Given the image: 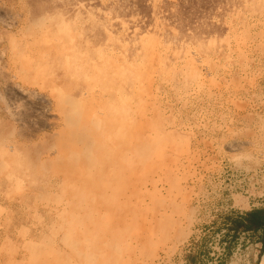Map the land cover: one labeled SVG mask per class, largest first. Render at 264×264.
Returning a JSON list of instances; mask_svg holds the SVG:
<instances>
[{
	"label": "rangeland",
	"instance_id": "obj_1",
	"mask_svg": "<svg viewBox=\"0 0 264 264\" xmlns=\"http://www.w3.org/2000/svg\"><path fill=\"white\" fill-rule=\"evenodd\" d=\"M262 18L264 0H0V264H264V229L228 220L264 208Z\"/></svg>",
	"mask_w": 264,
	"mask_h": 264
},
{
	"label": "bare ground",
	"instance_id": "obj_2",
	"mask_svg": "<svg viewBox=\"0 0 264 264\" xmlns=\"http://www.w3.org/2000/svg\"><path fill=\"white\" fill-rule=\"evenodd\" d=\"M6 1H7V0H6ZM105 1H107V0H105ZM262 1H263V0H262ZM99 2H100V1H99ZM9 3H10V2H9ZM117 3H118V2H117ZM151 4H152V3H151ZM262 4H263V2H262ZM18 5H19V4H18ZM252 6H253V5H252ZM110 7H111V6H110ZM117 7H119V5H117ZM233 7H234V6H233ZM261 7H262V6H261ZM171 8H172V7H171ZM98 9H99V8H98ZM238 9H239V8H238ZM238 9H237V10H238ZM262 9H263V8H262ZM78 10H79V9H78ZM120 10H121V9H120ZM79 12H80V11H79ZM104 12H106V11H104ZM107 12L110 13L108 10H107ZM232 12H233V11H232ZM246 12H247V11H246ZM248 12H249V11H248ZM248 12H247V13H248ZM108 13H107V16H108ZM131 15H132V14H131ZM236 15H237V14H236ZM77 16H79V15H77ZM232 16H233V15H232ZM262 16H263V15H262ZM97 17H98V16H97ZM116 18H117V17H116ZM130 18H131V17H130ZM252 18H253V16H252ZM258 18H259V17H258ZM103 19H104V18H103ZM131 19H132V18H131ZM238 19H239V18H238ZM262 19H263V18H262ZM113 20H114V19H113ZM163 20H164V19H163ZM228 20H229V19H228ZM243 20H244V19H243ZM245 20H246V19H245ZM263 20H264V19H263ZM63 21H64V20H63ZM100 21H101V20H100ZM157 21H158V20H157ZM247 21H248V20H247ZM256 21H257V20H256ZM259 21H260V20H259ZM45 22H46V21H45ZM61 22H62V21H61ZM71 22H72V21H71ZM167 22H168V21H167ZM228 22H229V21H228ZM257 22H258V21H257ZM260 22L262 23V21H260ZM55 23H56V22H55ZM263 23H264V22H263ZM37 24H39V23H37ZM78 24H79V23H78ZM123 24L126 25L125 23H123ZM247 24L249 25L248 22H247ZM10 25H11V24H10ZM43 25H44V24H43ZM58 25H60V24H58ZM124 25H123V27H124ZM161 25H162V24H161ZM163 25H164V24H163ZM253 25H254V24H253ZM263 25H264V24H263ZM40 26H41V25H40ZM40 26H39V27H40ZM240 26H242L241 23H240ZM246 26H247V25H246ZM251 26H252V25H251ZM51 27H52V26H51ZM53 27H54V25H53ZM56 27H57V26H56ZM148 27H149V26H148ZM236 27H237V26H236ZM243 27H244V25H243ZM243 27H242V29H243ZM49 28H50V27H49ZM65 28H66V26H65ZM172 28H173V27H172ZM237 28H238V27H237ZM247 28H248V27H247ZM44 29H45V28H44ZM105 29H106V28H105ZM136 29H137V28H136ZM175 29H176V28H175ZM235 29H236V28H235ZM240 29H241V27H240ZM248 29H249V28H248ZM248 29H247V30H248ZM61 30H62V29H61ZM61 30H58V31H61ZM64 30H65V29H64ZM64 30H63V31H64ZM173 30H174V29H173ZM68 31H69V30H68ZM76 31H77V30H76ZM239 31H240V30H239ZM243 31L245 32V29H244ZM28 32H29V31H28ZM64 32H65V31H64ZM148 32H149V31H148ZM241 32H242V31H241ZM241 32H240V33H241ZM244 32H243V33H244ZM249 32H250V31H249ZM29 33H30V32H29ZM66 33H67V32H65V34H66ZM109 33H110V31H109ZM144 33H145V32H144ZM152 33H153V32H152ZM263 33H264V32H263ZM31 34H32V33H31ZM68 34H69V33H68ZM68 34H67V35H68ZM153 34H154V33H153ZM258 34H259V33H258ZM33 35H34V34H33ZM111 35H112V34H111ZM154 35H158V33H157V34H154ZM228 35H229V34H228ZM230 35H231V34H230ZM139 36H141V35H139ZM69 37H70V36H69ZM233 37H234V36H233ZM245 37H246V36H245ZM256 37H257V35H256ZM31 38H32V37H31ZM49 38H51V37H49ZM70 38H71V37H70ZM142 38H143V37H142ZM184 38H185V37H184ZM209 38H210V37H209ZM236 38H238V36H237ZM239 38H240V37H239ZM239 38H238V39H239ZM33 39H34V38H33ZM33 39H31V40H33ZM73 39H74V38H73ZM160 39H161V38H160ZM219 39H220V38H219ZM221 39H222V38H221ZM227 39H228V36H227ZM242 39H243V38H242ZM57 40H58V38H57ZM139 40H140V39H139ZM147 40H148V39H146V41H147ZM215 40H216V39H215ZM222 40H224V39H222ZM36 41H37V40H36ZM189 41H190V40H189ZM225 41H226V40H225ZM11 42H12V41H11ZM46 42H48V41H46ZM54 42H55V41H54ZM57 42H58V41H57ZM59 42H60V41H59ZM159 42H160V40H159ZM168 42H169V41H168ZM168 42H167V43H168ZM181 42H182V41H181ZM219 42H221V41H219ZM227 42H228V41H227ZM253 42H254V41H253ZM162 43H163V42H162ZM167 43H166V44H167ZM170 43H171V42H170ZM184 43H185V42H184ZM235 43H236V42H235ZM235 43H234V44H235ZM238 43H239V42H238ZM141 44H142V43H141ZM203 44H204V43H203ZM214 44H216V43H214ZM34 45H35V44H34ZM38 45H39V44H38ZM156 45H157V44H156ZM201 45H202V44H201ZM212 45H213V44H212ZM229 45H230V44H229ZM240 45H241V44H240ZM240 45H239V46H240ZM255 45H256V44H255ZM141 46H143V45H141ZM158 46H159V45H158ZM171 46H172V45H171ZM195 46H197V43H196ZM209 46H210V45H209ZM146 47H147V45H146ZM146 47H145V48H146ZM163 47H164V46H163ZM165 47H166V46H165ZM236 47H237V46H236ZM240 47H241V46H240ZM141 48H143V47H141ZM201 48H202V47H201ZM219 48H220V47H219ZM234 48H235V47H234ZM158 49H159V48H158ZM176 49H177V48H176ZM178 49H179V48H178ZM185 49H186V48H185ZM191 49H192V48H191ZM199 49H200V48H199ZM207 49H208V48H207ZM232 49H233V48H232ZM110 50H111V49H110ZM139 50H140V49H139ZM148 50H149V54H151L152 56H155V57H156V50H155V47H154V46H150V49H149V47H148ZM164 50H165V49H164ZM170 50H171V49H170ZM195 50H197V48H196ZM238 51H239V50H238ZM257 51H258V50H257ZM159 52H160V51H159ZM184 52H185V51H184ZM191 52H192V51H191ZM195 52H196V51H195ZM200 52H201V51H200ZM200 52H198V54H199ZM225 52H226V51H225ZM234 52H235V51H234ZM240 52H241V51H240ZM144 53H146V52H144ZM172 53H173V51H172ZM180 53H181V51H180ZM204 53H205V52H204ZM28 54H29V53H28ZM110 54H112V53H110ZM118 54H120V53H118ZM184 54H185V53H184ZM195 54H196V53H195ZM206 54H207V53H206ZM1 55H2V54H1ZM166 55H167V52H166ZM177 55H178V54H177ZM238 55H239V54H238ZM23 56H24V54H23ZM145 56H146V55H145ZM145 56H142V57H145ZM184 56H185V55H184ZM194 56H195V55H194ZM199 56H200V55H199ZM206 56H208V55H206ZM214 56H215V55H214ZM217 56H218V55H217ZM229 56H230V54H229ZM232 56H233V55H232ZM236 56H237V55H236ZM27 57H28V56H27ZM200 57H201V56H200ZM210 57H211V56H210ZM230 57H231V56H230ZM28 58H29V57H28ZM30 58H31V57H30ZM175 58H176V56H175ZM196 58H197V57H196ZM198 58H199V57H198ZM25 59H26V58H25ZM140 59H141V58H140ZM142 59H143V58H142ZM162 59H165V58L162 57ZM162 59H161V61H162ZM167 59H168V58H167ZM180 59H181V58H180ZM202 59H203V57H202ZM211 59H212V57H211ZM26 60H27V59H26ZM113 60L115 61V59H113ZM153 60H154V59H153ZM189 60H190V59H189ZM197 60H198V59H197ZM226 60H227V59H226ZM241 60H242V59H241ZM28 61H29V60H28ZM66 61H67V60H66ZM177 61H178V60H177ZM177 61H176V62H177ZM187 61H188V60H187ZM192 61H193V60H192ZM219 61H220V60H219ZM137 62L139 63V61H137ZM162 62H163V61H162ZM173 62H175V60H174ZM185 62H186V60H185ZM197 62H198V61H197ZM199 62H200V61H199ZM201 62H202V61H201ZM201 62H200V63H201ZM214 62H215V61H214ZM214 62H211V63H214ZM223 62H224V61H223ZM234 62H235V61H234ZM236 62H237V61H236ZM118 63H119V62H118ZM143 63H144V62H143ZM187 63H188V62H187ZM241 63H242V62H241ZM116 64H117V62H116ZM154 64H156V63H154ZM174 64H175V63H174ZM177 64H178V63H177ZM179 64H180V63H179ZM184 64H185V63H184ZM188 64H189V63H188ZM223 64H224V63H223ZM225 64H226V63H225ZM137 65H138V64H137ZM164 65H165V63H164ZM185 65H186V64H185ZM190 65H191V64H190ZM201 65H202V64H201ZM214 65H215V64H214ZM226 65H227V64H226ZM228 65H229V64H228ZM134 66H135V65H134ZM147 66H148V65H147ZM188 66H189V65H188ZM197 66H198V65H197ZM197 66H195V68H196ZM202 66H203V65H202ZM202 66H201V67H202ZM138 67H139V66H138ZM165 67H166V66H165ZM213 67H214V66H212V68H211V67H210V68L213 69ZM219 67H221V66H220V63H219ZM158 68H159V67H158ZM178 68H179V66H178ZM186 68L188 69V68H190V67H187V66H186ZM186 68H185V69H186ZM198 68H199V67H198ZM198 68H197V69H198ZM143 69H144V68H143ZM175 69H176V68H175ZM192 69H193V68H192ZM192 69H191V70H192ZM205 69H206V67H205ZM205 69H204V70H205ZM218 69H220V68H218ZM235 69H236V68H235ZM14 70H15V69H14ZM139 70H140V69H139ZM161 71H162V70H161ZM195 71H196V70H195ZM195 71H194V72H195ZM188 72H189V71H188ZM190 72H191V71H190ZM201 72H202V71H201ZM205 72H206V71H205ZM207 72H208V71H207ZM219 72H220V71H219ZM149 73H150V72H149ZM163 73H164V72H163ZM179 73H180V72H179ZM192 73H193V72H192ZM195 73L197 74V72H195ZM199 73H200V72H199ZM235 73H236V72H235ZM140 74H141V72H140ZM174 74H175V73H174ZM190 74H191V73H190ZM190 74H189V75H190ZM207 74H208V73H207ZM215 74H216V73H215ZM241 74H242V73H241ZM150 75H151V74H150ZM155 75H156V74H155ZM161 75H162V74H161ZM161 75H160V76H161ZM164 75H165V74H164ZM170 75H172V72H171ZM208 75H209V74H208ZM14 76H15V75H14ZM160 76H159V77H160ZM162 76H163V75H162ZM162 76H161V77H162ZM191 76H193V75H191ZM210 76H211V75H210ZM218 76H219V74H218ZM141 77H142V76H141ZM148 77H149V76H148ZM157 77H158V76H157ZM157 77H156V79H157ZM166 77H167V76H166ZM174 77H175V76H174ZM184 77H185V74H184ZM196 77H197V76H196ZM203 77H204V75H203ZM205 77H206V76H205ZM219 77H220V76H219ZM221 77H222V76H221ZM143 78H145V77L143 76ZM151 78H153V77L150 76V79H151ZM164 78H165V77H164ZM172 78H173V77H172ZM172 78L170 77L171 80H174V79H172ZM150 79H148V81H149ZM153 79H154V78H153ZM168 79H169V78H168ZM187 79H189V77H187ZM196 79H197V78H196ZM205 79H207V77H206ZM217 79L219 80V78H217ZM236 79H237V78H236ZM47 80H48V79H47ZM142 80H143V79H142ZM142 80H140L141 82H139V83H142ZM154 80H155V79H154ZM160 80H162V79H160ZM182 80H184V79H182ZM185 80H186V79H185ZM185 80H184V81H185ZM148 81H147V82H148ZM168 81H169V80H168ZM175 81H176V80H175ZM196 81H197V80H196ZM237 81H238V80H237ZM144 82H145V81H144ZM158 82H159V81H158ZM171 82H172V81H171ZM179 82H180V80H179ZM181 82H182V81H181ZM207 82H208V81H207ZM219 82H222V81H219ZM231 82H232V81H231ZM139 83H137V84H135V85H137V87H138V84H139ZM165 83H166V82H165ZM174 83L176 84V82H174ZM192 83H193V81H192ZM195 83H198V82H195ZM213 83L215 84V81H214ZM26 84H27V83H26ZM145 84H146V83H145ZM156 84H157V83H156ZM175 84H174V85H175ZM182 84H183V83H182ZM182 84H181V85H182ZM217 84H218V83H217ZM219 84H220V83H219ZM229 84H230V83H229ZM166 85H167V84H166ZM183 85H184V84H183ZM187 85H188L187 88H189V83H187ZM199 85H200V83H199ZM222 85H223V84H222ZM140 86H143V85L140 84ZM150 86H151V85H150ZM150 86H143V87H146V88L148 89V87L150 88ZM157 86H158V85H157ZM157 86H156V87H157ZM178 86H179V85H178ZM178 86L176 87V89H177V88L179 89ZM184 86H185V85H184ZM196 86H198V85H196ZM203 86H204V85H203ZM205 86H206V85H205ZM218 86H219V85H217V88H218ZM223 86H224V85H223ZM52 87H54V86H52ZM94 87H95V86H94ZM180 87H181V86H180ZM190 87H191V86H190ZM192 87H194V86H192ZM207 87H208V86H207ZM211 87H212V86H211ZM211 87H210V92H211ZM215 87H216V86H215ZM221 87H222V86H221ZM10 88H11V87H10ZM50 88H51V87H49V89H50ZM62 88H63V87H62ZM117 88H118V87H117ZM134 88H135V86H134ZM157 88H159V87H157ZM169 88H171V87L169 86ZM169 88H168V89H169ZM172 88H175V87H172ZM194 88H195V87H194ZM199 88H200V86H199ZM201 88H202V87H201ZM213 88H214V87H213ZM55 89H56V88H55ZM137 89H139V88H137ZM142 89H143V88H142ZM150 89H151V88H150ZM160 89H161V88H160ZM163 89H164V87H163ZM176 89H174V90H176ZM178 89H177V90H178ZM184 89H186V88L184 87ZM208 89H209V87H208ZM52 90H53V89H52ZM194 90H195V89H194ZM200 90H203V88L200 89ZM137 91H138V90H137ZM145 91H147V90L145 89ZM148 91H149V90H148ZM159 91H160V90H159ZM165 91H166V90H165ZM179 91H180V89H179ZM179 91H178V92H179ZM192 91H193V90H192ZM205 91H206V90H205ZM50 92H51V91H50ZM178 92H177V94H178ZM185 92H186V91H185ZM187 92H188V91H187ZM212 92H213V91H212ZM64 93H65V92H64ZM119 93H120V91H119ZM145 93H146V92H145ZM149 93H150V92H149ZM170 93H171V92H170ZM173 93H174V92H173ZM195 93H196V92H195ZM199 93H200V92H199ZM208 93H209V92H207V94H208ZM213 93H214V92H213ZM229 93H230V92H229ZM32 94H33V93H31V95H32ZM55 94H56V93H55ZM124 94H125V93H124ZM147 94H148V92H147ZM147 94H146V96H147ZM165 94H166V93H165ZM203 94H205V93H203ZM25 95H26V94H25ZM27 95H28V94H27ZM143 95H144V93H143ZM153 95H154V94H153ZM160 95H161V93H160ZM160 95H158V96H160ZM163 95H164V94H163ZM179 95H180V94H179ZM187 95H188V94H187ZM194 95H195V94H194ZM194 95H193V96H194ZM209 95H210V94H209ZM209 95H207V96L209 97ZM22 96H23V95H22ZM103 96H104V95H103ZM165 96H166V95H165ZM184 96H185V95H184ZM211 96H212V95H211ZM34 97H35V96H34ZM39 97H40V96H39ZM65 97H66V94H65ZM96 97H97V96H96ZM152 97H153V96H152ZM173 97H174V94H173ZM178 97H179V96H178ZM219 97H220V96H219ZM57 98H58V97H57ZM68 98H69V97H68ZM79 98H80V97H79ZM146 98H149V97H146ZM155 98H156V97H155ZM160 98H161V96H160ZM162 98H163V97H162ZM198 98H199V97H198ZM202 98H203V97H202ZM93 99H94V98H93ZM93 99H91V101H93ZM98 99H99V98H98ZM150 99H151V98H150ZM156 99H157V98H156ZM182 99H183V98H182ZM188 99H189V98H188ZM188 99H187V100H188ZM36 100H37V99H36ZM39 100H40V99H39ZM56 100H57V99H56ZM59 100H61V99H58V101H59ZM67 100H68V99H67ZM67 100H66V101H67ZM78 100H79V99H78ZM83 100H84V99H83ZM231 100H232V99H231ZM58 101H57V102H58ZM68 101H69V100H68ZM70 101H72V99H71ZM75 101H76V100H75ZM84 101H85V100H84ZM147 101H148V100H147ZM59 102H62V101H59ZM88 102H90V100H88ZM161 102H162V100H161ZM183 102H184V100H183ZM62 103H63V102H62ZM71 103H72V102H71ZM76 103H78V102H76ZM169 103H170V102H169ZM207 103H208V102H207ZM220 103H221V102H220ZM37 104H38V103H37ZM58 104H59V103H58ZM63 104H64V103H63ZM68 104H69V103H68ZM165 104H166V103H165ZM180 104H181V103H180ZM59 105H60V104H59ZM61 105H62V104H61ZM76 105H77V104H75V106H76ZM170 105H171V104H170ZM133 106H134V105H133ZM152 106H153V104H152ZM37 107H38V106H37ZM39 107H40V106H39ZM64 107H65V106H64ZM72 107H73V106H72ZM154 107H155V106H154ZM171 107H172V106H171ZM202 107H203V106H202ZM40 108H41V107H40ZM60 110H61V108H60ZM70 110H71V108H70ZM81 110H82V107H81V106L78 105L77 107H75V108L73 109V112H72V113H75V114H73V116H75L76 113H77V115H80ZM173 111H174V110H173ZM178 111H179V110H178ZM60 112H61V111H60ZM62 112H63V111H62ZM62 112H61V113H62ZM179 112H180V111H179ZM204 112H205V111H204ZM69 114H70V113H69ZM92 114H93V113H92ZM94 114H95V113H94ZM202 114H203V113H202ZM190 115H191V114H190ZM96 116H97V115H96ZM64 117H66L68 125L73 124V123L75 122L74 119H73L72 117H70L69 115L67 116V114H66ZM64 117H63V118H64ZM76 117H77V116H76ZM94 117H95V116H94ZM145 117H146V116H145ZM148 117H149V116H148ZM97 118H98V117H97ZM146 118H147V117H146ZM193 118H194V117H193ZM52 119H53V118H52ZM66 119H65V120H66ZM99 119H100V118H99ZM99 119H98V120H99ZM129 119H130V118H129ZM147 119H149V118H147ZM65 120H64V121H65ZM76 120H77V119H76ZM91 120H92V118H91ZM115 120H118V119H115ZM96 121H97V120H96ZM122 121H123V120H122ZM139 121H140V120H139ZM65 122H66V121H65ZM65 122H64V123H65ZM76 122H77V124L79 123V121H76ZM91 122L94 123V121H91ZM146 122H147V121H146ZM146 122H145V123H146ZM94 124H95V123H94ZM98 124H99V123H98ZM127 124H128V123H127ZM145 125H146V124H145ZM64 126H65V125H64ZM95 126H96V125H95ZM97 126H99V125H97ZM129 126H130V125H129ZM143 126H144V125H143ZM126 127H127V126H126ZM126 127H125V128H126ZM62 128H63V127H62ZM62 128H61V129H62ZM97 128H98V127H97ZM129 128H130V127H129ZM62 130H63V129H62ZM119 130H120V128H119ZM67 132H68V131H67ZM115 132H116V131H115ZM118 132H119V131H118ZM71 133H72V132H71ZM116 133H117V132H116ZM63 134H64V133H62L61 135H63ZM66 134H67V133H66ZM66 134H65V135H66ZM69 134H70V133H69ZM85 134H87V133H85ZM71 135H72V134H71ZM73 135H74V134H73ZM85 136H86V135H85ZM91 136H92V135H91ZM62 137H65V136H62ZM65 138H67V137H65ZM76 138H77V137H73V136L71 137L72 140H74V139H76ZM84 138H85V137H84ZM90 138H91V139H90V140H91L90 142H93V144H94V142L97 140V139H96L97 136H95V135H93V136L90 137ZM71 139H70V140H71ZM86 139H87V138H86ZM129 139H131V138H129ZM88 140H89V139H88ZM67 141L69 142V140H67ZM85 141H86V140H85ZM71 142H72V141H71ZM75 142H76V140H75ZM78 142H79V139H78ZM80 142H81V141H80ZM72 143H73V142H72ZM87 143H88V142H87ZM3 145H4V144H3ZM3 145H2V146H3ZM91 145H92V144H91ZM9 146H10V145H9ZM4 147H5V146H4ZM9 148H10V147H9ZM9 148H8V150H9ZM5 149H6V148H5ZM90 150H91V149H90ZM82 151H83V150H82ZM129 151H130V152H128V155L130 156V158H131V155H132V157H134V154L131 153L132 151H131V150H129ZM160 151H161V150H160ZM5 152H6V151H5ZM87 152H88V151H87ZM1 153H3V152H1ZM52 153H53V152H52ZM81 153H83V152H81ZM88 154H89V153H88ZM84 155H87V154L85 153ZM84 155H83V156H84ZM1 156H2V154H1ZM19 156H20V155H19ZM55 156H56V155H55ZM59 156H60V158H61V155H59ZM89 156H90V155H89ZM7 157H8V156H7ZM16 157H17V156H16ZM85 157H87V156H85ZM92 157H93V156H92ZM92 157H91V158H92ZM95 157H96V155H95ZM95 157H94V159H95ZM57 159H58V158H57ZM94 159H90V163H92L91 165H94V164H95V163H94V162H95ZM15 160H16V159H15ZM18 160H19V159H18ZM18 160H17V161H18ZM55 160H56V159H55ZM133 160H134V159H133ZM17 161H16V162H17ZM130 161H131V160H130ZM99 164H100V163H98V165H99ZM98 165H97V166H98ZM95 166H96V165H95ZM128 166H129V165H128ZM6 167H7V166H6ZM155 167H156V166H155ZM91 168H92V167H91ZM92 169H93V168H92ZM90 170H91V169H90ZM136 170H137V169H136ZM25 171H26V169H25ZM82 171H83V170H82ZM72 172H73V171H72ZM91 172H92V171H91ZM75 173H76V171H75ZM71 174H73V173H71ZM76 174H77V173H76ZM88 174H89V173H88ZM73 176H74V174H73ZM75 176H76V175H75ZM92 181H93V180H92ZM24 189H25V188H24ZM188 194H189V193H188ZM41 195H42V194H41ZM88 196H89V195H88ZM108 213H109V212H108ZM74 231H75V230H74ZM71 238H72V237H71ZM23 241H24V240H23ZM6 243H7V242H6ZM33 243H34V242H33ZM37 244H38V243H37ZM39 244H40V243H39ZM42 245H43V244H42ZM36 246H37V245H36ZM44 246H45V245H44ZM37 248H38V247H37ZM43 250H44V249H43ZM43 250H42V251H43ZM38 251H39V250H38ZM42 251H41V252H42ZM34 253H35V252H34ZM34 253H33V254H34ZM44 253H45V252H44ZM37 254H38V253H37ZM41 255H42V253H41ZM41 255H40V256H41ZM47 255H48V253H47ZM28 256H29V255H28ZM44 257H45V255H44ZM38 258H39V257H38ZM46 259H47V258H46ZM37 260H38V259H37ZM37 260H34V259H33V261H37ZM38 261H39V260H38ZM41 261H42V260H41ZM45 261H46V260H45ZM31 263H33V262H31ZM36 263H37V262H36ZM34 264H35V263H34Z\"/></svg>",
	"mask_w": 264,
	"mask_h": 264
},
{
	"label": "trees",
	"instance_id": "obj_3",
	"mask_svg": "<svg viewBox=\"0 0 264 264\" xmlns=\"http://www.w3.org/2000/svg\"><path fill=\"white\" fill-rule=\"evenodd\" d=\"M234 231L239 228L246 230H263L264 229V208H257L247 212L244 216L228 217ZM264 241V240H263ZM264 246V244H263Z\"/></svg>",
	"mask_w": 264,
	"mask_h": 264
}]
</instances>
